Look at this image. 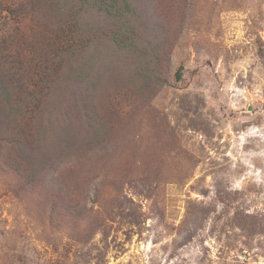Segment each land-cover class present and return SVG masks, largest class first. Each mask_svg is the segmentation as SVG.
I'll return each mask as SVG.
<instances>
[{
    "label": "rangeland",
    "instance_id": "rangeland-1",
    "mask_svg": "<svg viewBox=\"0 0 264 264\" xmlns=\"http://www.w3.org/2000/svg\"><path fill=\"white\" fill-rule=\"evenodd\" d=\"M0 264H264V0H0Z\"/></svg>",
    "mask_w": 264,
    "mask_h": 264
},
{
    "label": "trees",
    "instance_id": "trees-1",
    "mask_svg": "<svg viewBox=\"0 0 264 264\" xmlns=\"http://www.w3.org/2000/svg\"><path fill=\"white\" fill-rule=\"evenodd\" d=\"M12 160H15V159H12ZM20 165H21V161L19 160L16 161V164H15L16 168H20ZM26 177H35V175H33L32 173L28 171V174L26 175Z\"/></svg>",
    "mask_w": 264,
    "mask_h": 264
}]
</instances>
